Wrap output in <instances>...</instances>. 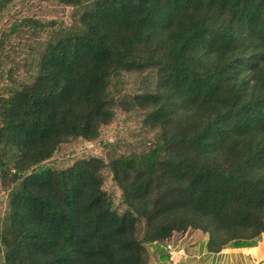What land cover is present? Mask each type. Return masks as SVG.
<instances>
[{"label":"trees","instance_id":"trees-1","mask_svg":"<svg viewBox=\"0 0 264 264\" xmlns=\"http://www.w3.org/2000/svg\"><path fill=\"white\" fill-rule=\"evenodd\" d=\"M17 1L0 0L4 264H149L190 227L213 250L261 237L264 0H35L66 18ZM118 111L142 116L149 146L55 165Z\"/></svg>","mask_w":264,"mask_h":264},{"label":"rangeland","instance_id":"rangeland-1","mask_svg":"<svg viewBox=\"0 0 264 264\" xmlns=\"http://www.w3.org/2000/svg\"><path fill=\"white\" fill-rule=\"evenodd\" d=\"M69 10L70 9L68 8H63L53 4H39L35 0H20L17 1V3L13 4L11 8L12 14L15 15L37 14L46 18L62 16L66 18L68 16ZM8 18L9 16L5 17L1 21L0 26H5L6 19ZM135 85L136 84H133V86ZM117 113L118 114L116 118L110 124L103 126L101 135L98 139L93 141H74L64 144L60 151H58L54 157V159L58 161V164L55 165L66 166L77 158L87 157L90 155H99L104 157L106 160H109L115 154L131 153L134 150H141L142 148L149 146V140L153 139L154 133H148L147 130L143 127L142 116L137 115L136 113L128 114L127 116L126 113L121 111H118ZM108 142H111L112 144H107ZM54 159H52L50 163L54 164ZM103 187L113 195L115 204L120 209L125 207L121 200V190L113 181L111 172L107 170L106 174L104 175ZM7 202V193L1 191L0 223L5 214ZM190 229L192 230L194 228L190 227L187 230ZM178 232L181 233L184 231L174 232L173 235ZM172 236L169 239L165 240V242H163L162 244L165 245L168 240L171 241L170 239L172 238ZM149 250L151 252H155L154 246L150 245ZM154 260H157V258ZM153 261L151 260V262ZM0 264H4L3 259L0 260Z\"/></svg>","mask_w":264,"mask_h":264},{"label":"crops","instance_id":"crops-1","mask_svg":"<svg viewBox=\"0 0 264 264\" xmlns=\"http://www.w3.org/2000/svg\"><path fill=\"white\" fill-rule=\"evenodd\" d=\"M209 238L200 229L175 233L165 243L170 258L149 264H264V233L253 243L226 244L216 250L209 247Z\"/></svg>","mask_w":264,"mask_h":264}]
</instances>
